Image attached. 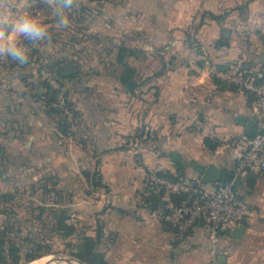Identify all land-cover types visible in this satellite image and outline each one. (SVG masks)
Here are the masks:
<instances>
[{
    "label": "crops",
    "instance_id": "0c3cea01",
    "mask_svg": "<svg viewBox=\"0 0 264 264\" xmlns=\"http://www.w3.org/2000/svg\"><path fill=\"white\" fill-rule=\"evenodd\" d=\"M33 1L0 0V188L16 194L17 176L31 174L35 193L56 181L80 227L101 230L108 264H208L206 228L179 238L147 181L159 171L201 180L212 165L235 176L232 143L253 135L261 117L252 95L225 87L208 63L264 71V0H42L50 7L44 10ZM63 23L76 30L89 23L83 31L95 43L71 87L78 116L69 137L29 92L42 56L79 57L74 47L71 54L54 50ZM119 46L146 55L126 60L136 71L134 92L121 82ZM35 51L39 63H29ZM95 171L103 184L97 189L84 175ZM256 177L252 190L244 184L239 193L259 216L242 238L225 235L219 244L230 264H264V174Z\"/></svg>",
    "mask_w": 264,
    "mask_h": 264
},
{
    "label": "trees",
    "instance_id": "16d2710c",
    "mask_svg": "<svg viewBox=\"0 0 264 264\" xmlns=\"http://www.w3.org/2000/svg\"><path fill=\"white\" fill-rule=\"evenodd\" d=\"M37 1V10H44L49 7L42 0ZM70 10H72V8L66 9V11L69 13L68 18L72 16V12ZM85 10L86 9L82 7L79 8L78 12L83 13ZM36 54L37 51L32 54L27 53V58L31 60L29 63H33V61L39 63L40 58L34 60ZM162 56L165 57L164 55ZM131 57L143 60L145 59L146 55L144 51L139 49H129L122 46L118 47V60L125 66V72L121 77V82L128 88L130 92H134V90L137 88V78L135 76L136 71L130 67L128 62H126V60ZM10 58L13 60L14 66L23 67L21 65L20 59L16 55H11ZM52 61V64L47 66V68L50 69L52 76L60 87L55 88L49 81L44 80L41 77V72L43 69L40 68L38 69L39 78L37 79V83L35 86L29 87V92L32 94V97L42 106L46 114L49 117L54 118L55 122L58 124V130L61 136L69 137L73 134L72 120L78 116V111L75 109V104L72 100L71 87L74 86L73 82L78 80L79 67L78 64L74 60L70 59V57L67 55H63L58 59H53ZM225 68H227V66L221 67L220 69L223 70ZM61 95L65 102L62 108L56 107ZM158 173L159 175L176 180L184 177L183 175L175 176L162 171H159ZM84 175L88 183L93 186V188L97 189L103 187L100 172H85ZM244 179L245 180L242 183H235V188L238 192L241 189V185L244 184L250 190L255 187L257 179L255 174H249ZM41 188L43 189V192L48 193L50 191V193L55 196V198L52 200V206H38L39 211L37 212L36 210H31L32 208L28 207V219H22L17 215V213L9 211L4 207L2 212H0V214L3 216H6L4 225L0 227V264H28L38 258V254L30 253L31 249L33 248L32 246L35 245L31 244V242L37 243V228L35 226L38 223H45L44 225L47 227L50 222L51 225H53V227L50 229L61 239H73V241L70 243V246H68L70 249V256L86 264H108L105 254L100 250L99 247L101 230H98L96 235H91L84 227L81 228L77 224L69 225L67 223V219L71 213L70 210L65 206V201H63L66 193L56 181L53 182L52 186L45 184ZM51 189H53V191H51ZM15 195L9 192L0 194V206L3 203V206L8 207V204L13 202ZM27 222H31L32 227L25 236V231L21 224Z\"/></svg>",
    "mask_w": 264,
    "mask_h": 264
},
{
    "label": "built area",
    "instance_id": "2783aa9c",
    "mask_svg": "<svg viewBox=\"0 0 264 264\" xmlns=\"http://www.w3.org/2000/svg\"><path fill=\"white\" fill-rule=\"evenodd\" d=\"M33 5L38 1L34 0ZM175 46L171 43L164 52ZM209 64L211 74L227 88H236L253 96V107L261 117L256 134L245 135L232 143V158L235 162V177L243 179L249 174H264V71L252 69L243 63H232L221 70ZM51 76V75H50ZM52 86L59 88L53 77H46ZM62 95L56 107L62 108ZM147 189L166 203L165 220L172 226L179 238L184 239L195 227L203 225L212 243L208 264H230L221 262L223 255L219 249L222 231L236 229L244 219L252 221L259 216L241 197L235 182L222 183L213 191L207 190L201 180L188 178L172 179L158 172L149 174ZM76 224L78 217L72 213L67 220Z\"/></svg>",
    "mask_w": 264,
    "mask_h": 264
},
{
    "label": "rangeland",
    "instance_id": "374dc122",
    "mask_svg": "<svg viewBox=\"0 0 264 264\" xmlns=\"http://www.w3.org/2000/svg\"><path fill=\"white\" fill-rule=\"evenodd\" d=\"M50 2L54 3L55 0H51ZM36 6L37 5L33 6V8L36 9ZM33 8H32V10L34 11L35 9H33ZM84 25L85 26L89 25V23L84 24ZM83 26H80L81 27V28H79L80 30H76L74 28L71 29V25H68V24L63 23L62 25H60V29H59L60 34H59V38H58L59 43L57 44V48H54V50L59 49L58 51L60 53L69 52L71 54V51H72L71 49L74 47L77 51H79L78 53H80L81 55L79 54V57L74 56V55H71L69 57H70V59L74 60L77 64L91 62L93 59L91 51L95 50V48H94L95 43H93L92 41L89 40V34L88 33L90 32V30H87L84 33ZM74 30L78 31V33ZM73 37H76V41L70 40ZM96 40H98V39H96ZM51 52H52V50H51ZM160 53L161 54L163 53V55H164L167 52L165 53L164 51L161 50ZM166 55H168V54H166ZM48 58L58 59L59 57L56 58L55 56H52L51 53H49V55H47V57L42 56V60L44 62L40 61V63L43 65L41 77L44 80H48L46 78L47 74H48V77H50V78L53 77L52 73L50 72V69L47 68V66H49L48 63H51V60H49ZM90 58H92V59H90ZM167 58H168V56H167ZM1 172H4V171L1 170ZM255 175H257V174H255ZM31 177H32V174L29 175L28 177H25V178H22L21 176H17V178H16L18 181L17 187L19 189L17 191L18 193L16 192L17 195H15L14 194L15 191L9 192V193H12L13 195H15L13 202L11 204H8L9 205L8 207L3 206V203H2L0 206V208H1L0 212H2V209L4 207V208H7L9 211L17 213V215L22 219H28V211H29L28 207L32 208L31 210H36V212H37V211H39L38 210L39 207L52 206V200L55 198V196L52 195V193H50V191L48 193H45L43 191L42 192L40 191L37 193L33 192L31 189V187H32L31 185L33 184V181L35 178H31ZM30 178H31V180H29ZM4 193H6V191L4 189L0 188V194H4ZM36 207H38V208H36ZM12 215H14V214H12ZM68 219H69V217H68ZM5 220H6V216H3L2 214H0V227H2L4 225ZM44 224L45 223H38L35 226L37 228L36 229L37 243L31 242V244H35V245L32 246L33 248L30 251V253H32V254H38V258H36L35 260H39L42 258L47 260L48 257L74 258V257L69 255L70 249L68 248V246H70V243L73 241V239H61L57 234L52 232V230L50 229L51 227H53V225H51V222L47 227ZM76 224L79 225V222ZM69 225H71V224H69ZM21 226L24 228L25 236H26V233L32 227L31 222L21 224ZM225 252L226 251L222 250L221 253H223V255L226 256ZM30 263H28V264H30ZM49 264H68V263L62 262V261L61 262L53 261Z\"/></svg>",
    "mask_w": 264,
    "mask_h": 264
},
{
    "label": "water",
    "instance_id": "95a60500",
    "mask_svg": "<svg viewBox=\"0 0 264 264\" xmlns=\"http://www.w3.org/2000/svg\"><path fill=\"white\" fill-rule=\"evenodd\" d=\"M58 4L60 6H62V0H58ZM243 121H245V119H243ZM252 125H254V121H250L247 123L248 127H251ZM258 131L257 128H254L252 130L253 135L256 134ZM176 160H179V157L176 155L175 156ZM240 178L235 179V176L233 173H224L222 174V172L214 165L208 167L204 173V175L202 176L201 182L203 184H215L216 188L219 187L220 184L224 183H231V182H235L236 184L240 183ZM166 203L164 201H162L161 203V207L165 208ZM167 214V211H165V215ZM251 226L250 221H248L247 219H244L242 221V224L237 227L236 229H226L225 231L221 232L222 236L225 235H229L233 238L236 239H240L245 235L246 229L249 228ZM53 261H57V262H67L68 264H73V263H78V264H86L76 258H56ZM227 261V258L225 256H223L221 258V262L225 263Z\"/></svg>",
    "mask_w": 264,
    "mask_h": 264
},
{
    "label": "bare ground",
    "instance_id": "6f19581e",
    "mask_svg": "<svg viewBox=\"0 0 264 264\" xmlns=\"http://www.w3.org/2000/svg\"><path fill=\"white\" fill-rule=\"evenodd\" d=\"M56 258L54 257H48L47 260L46 259H39V260H35L33 262H31L30 264H49L51 262H53V260H55ZM73 264H78V263H73Z\"/></svg>",
    "mask_w": 264,
    "mask_h": 264
}]
</instances>
